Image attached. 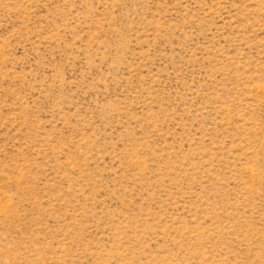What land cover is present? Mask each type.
Instances as JSON below:
<instances>
[{"label": "rangeland", "instance_id": "374dc122", "mask_svg": "<svg viewBox=\"0 0 264 264\" xmlns=\"http://www.w3.org/2000/svg\"><path fill=\"white\" fill-rule=\"evenodd\" d=\"M0 264H264V0H0Z\"/></svg>", "mask_w": 264, "mask_h": 264}]
</instances>
